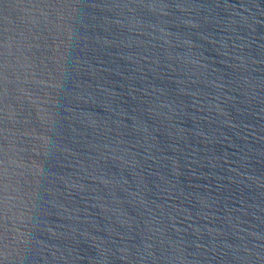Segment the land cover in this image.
I'll list each match as a JSON object with an SVG mask.
<instances>
[{
	"label": "water",
	"instance_id": "water-1",
	"mask_svg": "<svg viewBox=\"0 0 264 264\" xmlns=\"http://www.w3.org/2000/svg\"><path fill=\"white\" fill-rule=\"evenodd\" d=\"M0 264H264V0H0Z\"/></svg>",
	"mask_w": 264,
	"mask_h": 264
}]
</instances>
